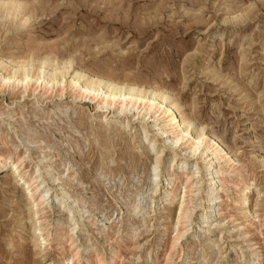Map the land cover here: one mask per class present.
I'll use <instances>...</instances> for the list:
<instances>
[{
  "label": "rangeland",
  "instance_id": "374dc122",
  "mask_svg": "<svg viewBox=\"0 0 264 264\" xmlns=\"http://www.w3.org/2000/svg\"><path fill=\"white\" fill-rule=\"evenodd\" d=\"M22 1L28 22L0 17V64L34 58L38 65L39 57L49 55L59 64L72 59L88 75L127 77L174 92L182 111L195 118L194 127L217 137L251 180V212L244 213L233 187L240 184L239 173L216 161L208 178L221 173L232 186L217 185L218 207L210 219L198 220L210 182L193 164L203 168L212 157L207 145L189 157L198 208L177 225L186 235L169 264H264V0ZM12 65H0V78ZM65 81L62 99L55 91L45 96L28 90L21 98L22 87L0 88V156L21 155L26 163L24 171H0V264H71L59 259L74 242L80 264H96V256L109 263L115 253L116 264H165L177 217L166 202L173 181H166L163 169L186 145L165 154L161 141L141 145L144 128L151 140L152 125L163 127L171 118L144 122L142 113L126 112L107 123L98 118L101 107L75 100L70 76ZM127 117H134L128 127L117 122ZM156 158L160 174L153 187L149 170ZM19 175L40 176L39 183L46 181L41 187L51 189L47 208L32 220L18 215L33 206L25 182L15 185ZM61 187L83 209V221L67 219L70 210L55 199ZM138 195L143 209L134 211ZM39 218L41 234L31 229ZM65 231L73 242L63 245L57 237ZM47 233L51 243L41 244Z\"/></svg>",
  "mask_w": 264,
  "mask_h": 264
},
{
  "label": "bare ground",
  "instance_id": "6f19581e",
  "mask_svg": "<svg viewBox=\"0 0 264 264\" xmlns=\"http://www.w3.org/2000/svg\"><path fill=\"white\" fill-rule=\"evenodd\" d=\"M26 7L27 3H24L22 0H0V17L4 16L9 20H14L15 23L18 22L22 26V24L28 22L31 19L30 16L26 14ZM17 19H19V21ZM38 59V65H35L34 58L32 61L30 60L23 62L3 61L0 65H13L12 68L7 70V74L4 76L1 75L0 88L6 87L10 84L15 90L19 87H22L24 91L20 92L21 98L24 97L28 90L32 93V95H35L38 90L44 91V94L42 93L43 95L55 91V96L62 99L66 92V77L70 76L69 88L71 90L76 89L78 91V94L74 93L75 100H89L96 106V108L101 107L103 112L98 118L104 120L107 123L121 119V116H124L126 112L128 114L135 112V114L138 115L142 113V120H144V122L149 121L150 119H154L153 122L158 121L159 117L161 116L171 118L169 124H166L163 127H158V124L152 125L155 134H153V138L151 140H148V131H146L145 128V132L139 137L141 145L147 143V145H152L155 147L157 141H161L164 145V148L161 149L163 154H165L166 149L172 151L173 148L178 145H186L182 151H177L174 155H172L169 160H167V162L164 161V177L166 181H173L171 188L165 191V198L168 205L174 207L173 211L177 217L175 228L172 232V237L167 243L165 264H169L172 261L180 240H182L186 235V232H184L185 229L181 230L177 227V225L186 223V220L190 219L198 208L193 204L194 196L197 195V189L195 187L197 184L195 183L197 173L195 171L193 174H190L186 168L191 162L189 157L192 154L195 155L196 152L200 150L202 145H207V149L211 152L209 156L212 158L209 160V162L204 164L205 166H203V168H197V163L193 164L196 166V170H203L204 178H207V181L210 182L207 186L208 191L202 193L201 196V200H206L208 205L198 215V220L210 219L213 209L215 208L214 206L217 203V199L221 200L222 197L218 198L216 195L215 189L217 185L220 184L223 187L222 189L231 188L232 186H230V182L222 178L221 173L215 178H208L210 175L214 176L213 170L211 168L216 161H222V163L228 164L231 169V173H239L241 178L240 184L233 185L234 188L238 189L237 202L245 211L244 213L251 212V210H249L251 208L248 207L250 201V190L252 186L251 180L245 176L243 169L238 167L239 164L237 163L235 157L232 156V153L223 146V143L217 137L211 133H205L206 128H203L199 124L194 127L196 124L195 118L182 111L183 106L179 104V98L174 96V92L172 93L171 91L167 90L160 91L153 86L149 88L139 86L136 82H132L130 79H127V77L123 80L117 77L109 78L104 76L88 75L87 72L83 70H76L72 59H67L63 61L62 64L56 63V61H54L49 55H45L43 58L39 57ZM3 66H1L2 69L5 68ZM133 118L134 117H127L125 120H120L117 122H119L120 125H123V127L126 125V127H128ZM169 133H172L171 137L167 136ZM146 148L153 150L149 146ZM178 156L181 158L180 162L178 161ZM25 164V158L21 155L12 156L10 154L9 156H0V171H6L7 168H12V170L15 171L23 169L24 171L26 169ZM160 164L161 158H156L152 171L151 169L149 170V173H152L149 180L153 187L158 182ZM41 165L42 164L40 162L37 165L38 168H36L37 171L39 170V173L42 171L40 169ZM39 177L40 176L34 177L33 175L26 177L24 175V177L20 176L19 179L15 180V185H18L20 181L25 182V184L28 186V193H31L30 199L33 202L32 209L29 210L27 214L20 210L18 215L21 217L22 221L27 219L32 220L34 217L38 216V213L46 209L48 205L47 203H49V201L52 199L51 189L42 188V184H45L46 181L41 179V182L39 183ZM71 178L72 177H70V179ZM48 180L49 182H56L55 178H49ZM180 189L182 191L180 194H178ZM67 194L68 193L65 192V188L61 187L55 193V199L60 202L62 206H64V209L66 208L70 210L69 217L67 218L68 220H71V218L74 219V217L77 216L80 218L79 220L83 221L85 219L83 215V209L80 210V205L77 206L76 200H72L74 198L71 199L72 196L69 197L70 195L68 196ZM204 194L206 195L204 196ZM141 196H139V198ZM141 199L143 200V198H140L139 201L136 200V203L137 201L139 202L138 204H132L134 211L141 209ZM222 202H224V200ZM217 207L218 206H216V208ZM167 218L169 219L171 216L168 215ZM253 219H255V216ZM41 222L42 221L40 220L39 223L31 225V229L35 233L40 232L41 234L43 232V229H41L42 227H40ZM75 226L79 227V224L77 223ZM82 227L84 229V227L87 226L85 225ZM49 234L50 233H47V237L45 236L43 241L40 242L41 244L47 245L51 243L49 240ZM57 239L63 245L73 242V236L66 231L64 234L59 235ZM74 243L69 245V249H63L64 251L63 254L61 253L62 255L59 259V262L66 261L71 264H80L79 252H76V249H73ZM35 246H37L36 241ZM117 254L118 253H115L112 256L111 261L109 260V263L104 259H100L99 256H96V264H116Z\"/></svg>",
  "mask_w": 264,
  "mask_h": 264
}]
</instances>
